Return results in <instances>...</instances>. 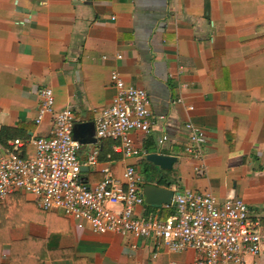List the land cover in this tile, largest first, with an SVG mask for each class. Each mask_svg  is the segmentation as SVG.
Masks as SVG:
<instances>
[{"label": "crops", "instance_id": "obj_1", "mask_svg": "<svg viewBox=\"0 0 264 264\" xmlns=\"http://www.w3.org/2000/svg\"><path fill=\"white\" fill-rule=\"evenodd\" d=\"M122 59L118 60L117 56ZM106 57L107 59H104ZM144 89L154 125L133 134L138 158L124 159L113 143L98 140L95 120L116 90L111 73ZM51 88L55 112L71 108L89 186L102 169L121 176L126 166L146 184L238 198L264 224V0H0V133L15 139L48 137L54 116L37 125L39 91ZM183 104H175L178 99ZM192 106L194 109L189 110ZM187 122L204 130L205 168L185 152ZM93 134V136L90 135ZM167 136L163 145L158 141ZM31 146L20 154L29 158ZM158 153L177 159L171 170L148 162ZM147 172L143 175L142 171ZM171 206L138 207V217L167 219ZM196 264V252L168 251L153 239L95 235L61 212L41 209L16 191L0 205V264ZM246 264H264V250Z\"/></svg>", "mask_w": 264, "mask_h": 264}, {"label": "built area", "instance_id": "obj_2", "mask_svg": "<svg viewBox=\"0 0 264 264\" xmlns=\"http://www.w3.org/2000/svg\"><path fill=\"white\" fill-rule=\"evenodd\" d=\"M111 81L116 94L111 106L97 115L96 138L111 141L113 152L124 159L138 158L140 151L133 134H150L154 125L151 99L144 89L127 84L116 70L111 73ZM39 95L35 123L40 125L51 115L53 127L48 137L15 139L0 146V205L21 191L34 196L41 209L61 212L95 235L153 239L173 253L192 250L198 256L196 264H246L247 256L263 252L264 224L251 218L247 204L238 198L220 201L212 193L177 192L172 202L174 213L161 220L154 215L137 216V208L146 204L145 181L133 166H126L121 176L105 167L104 179L87 185L82 168L99 164V148L92 149L86 164H82V144L74 137L73 109L55 112L51 88H42ZM174 103L183 104V99ZM185 129L189 141L185 152L198 162L196 170L202 173L206 134L192 122H187ZM168 140L163 136L158 144ZM27 146L33 147L34 153L24 158L20 150Z\"/></svg>", "mask_w": 264, "mask_h": 264}, {"label": "water", "instance_id": "obj_3", "mask_svg": "<svg viewBox=\"0 0 264 264\" xmlns=\"http://www.w3.org/2000/svg\"><path fill=\"white\" fill-rule=\"evenodd\" d=\"M92 128V125L87 126L85 124H75L74 137L78 140V135L83 132H87ZM91 136L93 134L90 133ZM80 142V140H78ZM81 144H91L96 143L95 139L87 142H80ZM148 162L152 163L159 170H171L173 165L176 163L177 159L174 157L153 153L147 156ZM83 171V168H82ZM143 195L145 197V202L147 205L161 207V206H171L173 202V197L175 191L169 188H162L151 184L143 185Z\"/></svg>", "mask_w": 264, "mask_h": 264}, {"label": "trees", "instance_id": "obj_4", "mask_svg": "<svg viewBox=\"0 0 264 264\" xmlns=\"http://www.w3.org/2000/svg\"><path fill=\"white\" fill-rule=\"evenodd\" d=\"M15 135L11 133V130L3 129L0 133V143L4 145L8 138H14ZM11 264L14 262L13 257L11 256Z\"/></svg>", "mask_w": 264, "mask_h": 264}, {"label": "rangeland", "instance_id": "obj_5", "mask_svg": "<svg viewBox=\"0 0 264 264\" xmlns=\"http://www.w3.org/2000/svg\"><path fill=\"white\" fill-rule=\"evenodd\" d=\"M146 173H147V172H144V169H143L142 174L145 176V175H147Z\"/></svg>", "mask_w": 264, "mask_h": 264}]
</instances>
